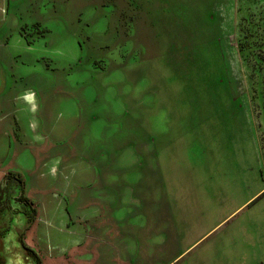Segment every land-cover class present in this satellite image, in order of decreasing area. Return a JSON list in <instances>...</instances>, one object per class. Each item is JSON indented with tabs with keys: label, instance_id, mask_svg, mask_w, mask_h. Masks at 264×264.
Returning <instances> with one entry per match:
<instances>
[{
	"label": "rangeland",
	"instance_id": "1",
	"mask_svg": "<svg viewBox=\"0 0 264 264\" xmlns=\"http://www.w3.org/2000/svg\"><path fill=\"white\" fill-rule=\"evenodd\" d=\"M76 255L264 264V0H0V264Z\"/></svg>",
	"mask_w": 264,
	"mask_h": 264
},
{
	"label": "crops",
	"instance_id": "2",
	"mask_svg": "<svg viewBox=\"0 0 264 264\" xmlns=\"http://www.w3.org/2000/svg\"><path fill=\"white\" fill-rule=\"evenodd\" d=\"M33 95L35 96V102L31 101V98L33 97ZM16 99L19 101V103L17 104V107L15 108V110L12 111V114L15 115V113H18L17 116H18L19 120L16 119V117H13L12 124L14 123L15 126L11 124V128L12 129H14V127H16V126H17V128H19V123L18 122H21V123L24 124V120H25L24 110H25L26 107H27L26 110L31 112L29 107H32V105H35V104H37L38 107L40 106V104H39V101H40L39 100L40 99L39 95L37 94V92H35V91L31 90V89L17 93ZM27 126H28V124H27ZM27 126H26V128H29V126L28 127ZM17 128H15V129H17ZM16 135H17V133H16ZM38 137H41L40 139L42 141H44L43 143L39 144L40 147L43 146L45 148H47V147L49 148V147L53 146V144L51 142L45 143L47 139L45 138L44 135H38ZM82 260H84L83 256L82 257L81 256L78 257L76 255V264H79V262H81ZM87 260H85V264L89 263Z\"/></svg>",
	"mask_w": 264,
	"mask_h": 264
}]
</instances>
